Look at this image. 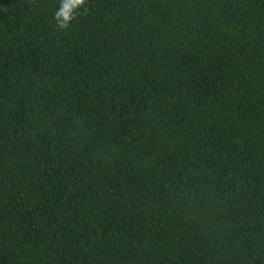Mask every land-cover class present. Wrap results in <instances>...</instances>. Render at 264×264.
Masks as SVG:
<instances>
[{
	"label": "trees",
	"instance_id": "16d2710c",
	"mask_svg": "<svg viewBox=\"0 0 264 264\" xmlns=\"http://www.w3.org/2000/svg\"><path fill=\"white\" fill-rule=\"evenodd\" d=\"M0 264H264V0H0Z\"/></svg>",
	"mask_w": 264,
	"mask_h": 264
},
{
	"label": "clouds",
	"instance_id": "9594fccd",
	"mask_svg": "<svg viewBox=\"0 0 264 264\" xmlns=\"http://www.w3.org/2000/svg\"><path fill=\"white\" fill-rule=\"evenodd\" d=\"M76 4H82L84 2V0H75ZM54 18L57 22V26L61 29H65L68 27L69 24V17L66 14V10L63 8V6H61V8H59L55 14H54ZM62 18V19H61Z\"/></svg>",
	"mask_w": 264,
	"mask_h": 264
}]
</instances>
